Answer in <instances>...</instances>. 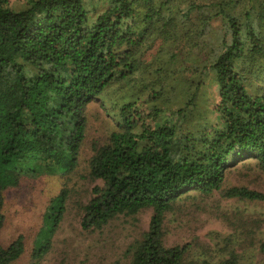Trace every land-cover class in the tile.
Segmentation results:
<instances>
[{"label": "trees", "instance_id": "trees-1", "mask_svg": "<svg viewBox=\"0 0 264 264\" xmlns=\"http://www.w3.org/2000/svg\"><path fill=\"white\" fill-rule=\"evenodd\" d=\"M11 1L0 0V228L5 190L73 172L87 105L108 93L118 129L90 159V176L104 185L93 188L82 226L151 207L148 231L129 246L132 264H183L189 245L163 241L175 202L220 189L243 160L264 172V0ZM225 195L264 201L247 187ZM66 198L47 207L38 258ZM23 239L0 240V264L22 255Z\"/></svg>", "mask_w": 264, "mask_h": 264}, {"label": "rangeland", "instance_id": "rangeland-1", "mask_svg": "<svg viewBox=\"0 0 264 264\" xmlns=\"http://www.w3.org/2000/svg\"><path fill=\"white\" fill-rule=\"evenodd\" d=\"M27 4V0L11 1L16 9ZM156 54L152 50L146 60ZM116 92L111 89L109 93L118 101L122 95ZM107 94L87 105L85 138L73 172L23 177L19 186L5 190L1 243L7 247L23 236L25 245L12 264H132L129 246L148 231L153 208L118 214L101 228L87 230L82 226L84 206L93 197V188L104 185L103 180L90 176V159L95 147L107 143L118 129L115 108ZM234 186L264 192V172L254 159L230 167L220 189L211 194L192 189L166 213L163 241L166 246L189 245L183 264H220L232 252L238 254L239 264H264V252L260 250L264 242V201L226 196L225 191ZM62 191L67 195L62 219L38 258L36 239L44 225V214L52 198Z\"/></svg>", "mask_w": 264, "mask_h": 264}]
</instances>
